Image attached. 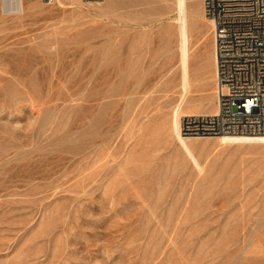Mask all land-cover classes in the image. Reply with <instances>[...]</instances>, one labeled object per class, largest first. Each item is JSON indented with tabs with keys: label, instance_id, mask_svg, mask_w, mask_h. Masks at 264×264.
<instances>
[{
	"label": "rangeland",
	"instance_id": "1",
	"mask_svg": "<svg viewBox=\"0 0 264 264\" xmlns=\"http://www.w3.org/2000/svg\"><path fill=\"white\" fill-rule=\"evenodd\" d=\"M176 3L0 0V264H264V144L200 139V170L171 130ZM204 3L190 98L210 110Z\"/></svg>",
	"mask_w": 264,
	"mask_h": 264
},
{
	"label": "built area",
	"instance_id": "2",
	"mask_svg": "<svg viewBox=\"0 0 264 264\" xmlns=\"http://www.w3.org/2000/svg\"><path fill=\"white\" fill-rule=\"evenodd\" d=\"M205 11L215 23L218 111L181 117L180 133L264 134V0H205Z\"/></svg>",
	"mask_w": 264,
	"mask_h": 264
},
{
	"label": "bare ground",
	"instance_id": "3",
	"mask_svg": "<svg viewBox=\"0 0 264 264\" xmlns=\"http://www.w3.org/2000/svg\"><path fill=\"white\" fill-rule=\"evenodd\" d=\"M23 1V0H22ZM20 0H3L4 7L7 11L10 9L18 11V8L15 6L16 3H19ZM177 12L179 13V24H180V37H181V57H182V65H183V93L177 105L174 108L172 115L171 127L173 133L176 136V139L179 143L181 149L185 152V154L190 156L193 159V162L198 166L200 170L203 169V165L195 154L194 147L198 143L200 139H207L208 137H184L180 133L179 125L180 119L183 116H191L198 114H216L218 111L217 104V94H216V102L215 106L210 110L201 111V102L202 100L191 99V75H190V38H189V8H188V0H177ZM24 5V4H23ZM205 8V3H204ZM22 9V2L20 11ZM206 14V11H205ZM200 17V16H199ZM206 18L213 26V38H214V30L215 23L214 21L206 15ZM215 45V42H214ZM214 61H215V79H216V89H217V59L215 55V47H214ZM217 93V92H216ZM217 138V141L221 144L228 145H257L264 144V134L260 135H220Z\"/></svg>",
	"mask_w": 264,
	"mask_h": 264
},
{
	"label": "crops",
	"instance_id": "4",
	"mask_svg": "<svg viewBox=\"0 0 264 264\" xmlns=\"http://www.w3.org/2000/svg\"><path fill=\"white\" fill-rule=\"evenodd\" d=\"M208 77H210V72L208 73ZM209 102H211V99L209 100ZM201 105H202V103H201ZM205 109H204V107H203V105L201 106V111H204Z\"/></svg>",
	"mask_w": 264,
	"mask_h": 264
}]
</instances>
